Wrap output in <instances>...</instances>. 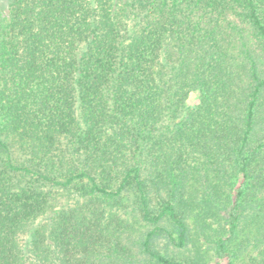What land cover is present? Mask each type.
<instances>
[{"label": "trees", "instance_id": "trees-1", "mask_svg": "<svg viewBox=\"0 0 264 264\" xmlns=\"http://www.w3.org/2000/svg\"><path fill=\"white\" fill-rule=\"evenodd\" d=\"M0 3V264H264V0Z\"/></svg>", "mask_w": 264, "mask_h": 264}, {"label": "rangeland", "instance_id": "rangeland-1", "mask_svg": "<svg viewBox=\"0 0 264 264\" xmlns=\"http://www.w3.org/2000/svg\"><path fill=\"white\" fill-rule=\"evenodd\" d=\"M0 13L4 16L6 15V12L4 11V8L1 6V3H0Z\"/></svg>", "mask_w": 264, "mask_h": 264}]
</instances>
